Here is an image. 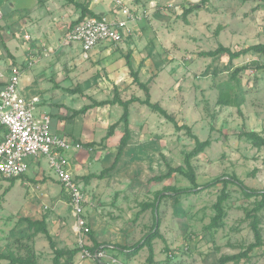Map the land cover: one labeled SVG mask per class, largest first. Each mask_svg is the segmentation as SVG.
<instances>
[{
    "label": "rangeland",
    "instance_id": "rangeland-1",
    "mask_svg": "<svg viewBox=\"0 0 264 264\" xmlns=\"http://www.w3.org/2000/svg\"><path fill=\"white\" fill-rule=\"evenodd\" d=\"M41 1L46 0H0V9L7 12L14 5L16 16L26 15L33 13ZM152 1L145 0L140 8L144 18L136 24L141 28L137 30V36L131 34L126 38L124 48H121L123 43L118 44L117 53L109 61L98 64L93 62L94 58L84 59L81 45L67 43L65 31L61 35L57 30L55 42L59 45L64 42L62 50L70 53V62L75 64L66 63L71 69L69 75L51 76L53 48L42 62L31 67H28L29 62L25 63L28 68L22 72L20 88L27 76L45 71L39 82L46 89L60 82L66 87L96 91L99 100H109L115 93L107 70L116 67L114 73L118 76L114 75L113 79L119 77L123 84L126 80L129 84L128 87L121 86L120 97L123 93L124 99L139 96L144 100V90L134 83L127 67L128 56L132 61L133 53L138 51L136 60L133 59L134 70L139 71V76L143 72L140 80L148 84L151 102L167 108L175 120L180 125H188L192 135L199 140L210 141V146L192 159L196 181L201 188L195 193L163 200L158 216L161 238L153 243L152 262L148 261V248L134 257L110 250L114 246L133 247L151 231L155 223L154 208L146 206L155 202L158 193L166 196L172 189L192 188L189 179L180 173L164 182L153 179L168 173L170 167L186 169V155L196 143L186 130L177 132L174 124L147 105L135 103L130 107L131 139L122 157L104 178L87 182L83 178L98 176L114 165L124 135L121 125L103 141L109 127L124 112L120 105L105 106L96 114L99 125L94 136L98 143L94 142V149L91 151L83 145L81 151L70 156L72 171L82 185L87 201L85 218L95 239L108 248V257L103 263H111L114 259L116 264H219L222 257L238 254L255 242L252 220L247 218V213L254 209L258 198H246L237 185H229L230 199L225 203L227 217L221 229L213 233L209 226L216 215L214 204L223 185L204 186L222 176L236 175L248 188L264 190V147H255L252 140L244 136L246 132H256L264 137V57L251 53L231 61L228 56L212 59L200 57L199 53L216 50L220 45L238 51L264 44V0H208L206 4H201V0H154L156 4ZM109 4L110 0H100L94 8L99 14L108 13ZM196 4L200 7L185 16L184 11ZM12 30L17 32L15 42L20 48L18 50L14 42L8 45L21 68L29 42L24 38L23 27L17 25ZM29 33L32 34V30ZM2 50L0 45L1 72L4 70ZM147 59L150 65L144 64ZM243 68L245 70L233 80L235 70ZM65 75L68 78L65 79ZM227 82L231 83L228 95L232 106L219 101L220 85ZM49 90L41 96L44 102L39 103L37 115L53 113L52 129L60 122L58 136L64 137L65 128L66 135L79 134L80 137L82 116L72 123L71 119L56 115L70 116L73 109H80L92 100L82 92L60 90L55 100L66 107L50 106L56 91ZM94 115L90 119L93 120ZM90 126L87 127L89 131L92 130ZM29 163V171L16 179L13 187L11 179L0 176V253L26 257L25 246L29 245L40 264H53L56 255L45 235H34V230H29L22 219L35 221L48 216V230L58 249L68 252L81 248L73 231L70 198L46 158L30 159ZM9 188L10 192L5 195ZM258 215L264 242V210ZM253 255L251 260H243L240 264H264V244ZM67 260L61 259L60 264H101L93 258H85L82 251L71 261ZM0 264H8V261H0Z\"/></svg>",
    "mask_w": 264,
    "mask_h": 264
},
{
    "label": "built area",
    "instance_id": "built-area-1",
    "mask_svg": "<svg viewBox=\"0 0 264 264\" xmlns=\"http://www.w3.org/2000/svg\"><path fill=\"white\" fill-rule=\"evenodd\" d=\"M114 3L117 12L113 18L86 17L67 32L66 42L81 45L84 59H90L91 53L102 45L124 42L131 36L136 24L143 20L144 12L137 6H131L127 0H114ZM37 61L32 59L28 67ZM21 75V68L12 67L6 85L0 88V176L7 180L18 179L29 171L30 159L46 158L70 198L73 231L84 257L93 258L101 264H116L114 259L111 263L102 262L108 257L107 251L100 250L93 254L85 248L91 232L85 218L87 201L70 162V156L81 151L83 144L58 136L53 132L51 117L37 115L40 99L22 95Z\"/></svg>",
    "mask_w": 264,
    "mask_h": 264
},
{
    "label": "trees",
    "instance_id": "trees-1",
    "mask_svg": "<svg viewBox=\"0 0 264 264\" xmlns=\"http://www.w3.org/2000/svg\"><path fill=\"white\" fill-rule=\"evenodd\" d=\"M67 1H72L74 3L75 7L80 10V16L79 18L71 24L70 27H73L74 25L80 23L83 21L86 17H97L101 18V15L95 14L91 10H89L87 5H84L82 3H77L74 0H67ZM136 3H139L140 0H134ZM208 0H201V4H206ZM199 5L192 6L188 8L187 10L184 11V15L188 16L190 15L194 9L199 8ZM254 53L256 55H260L264 57V44H256L238 51H233L228 47H225L223 45H220L218 49L213 50V51H205L199 53L200 57L203 58H218L221 56H228L231 61H234L236 59H239L243 56H246L248 54ZM257 65V64H256ZM127 67L130 70L131 76L133 77L134 83H136L142 90H144L146 94V99H141L139 97H132L127 101H123L120 97L119 90L118 88H114V93L115 96L112 99L109 100H104V101H96L93 98H90L92 102L88 105L83 106L79 110H73L72 115L70 116L71 119L77 118L79 116L86 115L90 110L96 109V108H101L105 106H115V105H120L124 112L118 122L115 124L111 125L109 127L108 133L103 139V141H106L107 139L110 138V136L114 133L115 129L123 125L124 129V135L121 138L120 145L118 148V152L116 154L115 162L114 165L111 168H108L104 170L100 175H90L85 179L87 182L90 181L91 179L97 178V179H102L105 177V174L110 171V169L114 168L116 164L118 163L119 159L122 157L125 149L128 146V143L131 139V124H130V107L135 104V103H140L143 105H147L153 112L158 113L161 115L163 118L174 124L175 129L177 132H181L183 130H186L189 135H191L194 140H195V147L194 149L186 155L185 158V168L183 167H177V168H172L170 167L168 170V173L161 175L159 177H156L153 179L155 182H164L168 179H170L173 175L180 173L184 175L186 178L189 179V181L192 184V188H187L184 190H176L172 189L171 193L164 196L162 193H158L156 200L154 203L149 204L146 206L147 207H153L154 208V214H155V223L151 231L136 245L133 247H120V246H114L113 249H110L115 252H122L123 255L127 257H134L136 256L142 249L148 248L150 251V256L148 261L152 262L154 258V241L158 238H161L160 234V220L158 219L160 209H161V204L164 199L171 197H176L180 194H191L195 193L197 190H199L201 187L197 184L196 181V173L194 170V167L192 165V159L195 157H198L200 154H202L205 149L210 146V141H201L199 140L196 136L192 135V130L188 125H180L173 115H171L166 109H164L160 103H152L150 100V92L148 90V84L144 83L140 80L139 76V71H135L132 65V62L130 60V55L128 56V61H127ZM257 68L260 69L259 66ZM243 69H237L233 73L232 79L235 80L237 76L241 73ZM231 83L227 82L225 84L220 85V96H219V101L220 103H223L227 106H232L233 102L230 100V97L228 95V90ZM73 92L76 93L77 90H72ZM244 136L251 139L252 143L255 147L257 148H262L264 147V137L257 134L256 132H246L244 133ZM96 144L94 142L86 144V147H90L91 149H94ZM77 177V176H76ZM16 179H12V184L11 187H13L14 182ZM77 180V178H76ZM78 181V180H77ZM222 184L223 188L220 192V195L217 199V202L214 204V210L216 211V215L213 217L211 224H210V230L213 233H216L221 229L225 218L227 217V211L225 208V203L229 201L230 199V194L228 192V186L229 185H237L241 190L243 195L246 198H252L256 197L258 198V201L256 202V205L253 210L249 211L247 213V218L252 220L251 223V228L254 233V238L255 242L251 244L247 249L239 252L238 254H232V255H227L222 257L219 260V264H240L243 260H251L253 258V252L257 249L263 246V236H262V228H261V219L259 217V213L264 210V190L263 191H258V190H253L251 188H248L236 175L233 176H222L220 178H217L211 183H208L204 186V188L211 187L213 185H218ZM10 192V188L5 191V195ZM70 200V199H69ZM23 223H26L28 226L29 230H34V235L37 234H44L47 240L50 243L51 248L55 252V258H54V263L53 264H60L61 259L63 258H68L67 262L71 261L74 256L79 254L82 251V248H77L75 250L71 251H64L58 249L57 242L55 241L54 237L50 234L48 230V216H44L42 220H31L30 218H23L22 219ZM88 226L91 228L89 222ZM87 245L85 248L89 249L93 254L96 251L100 250H105L108 251L107 246H104L103 244H100L94 237V233L91 228V232L89 233L87 239H86ZM92 244V247L90 246ZM28 255L26 257H21V256H16L15 254L11 253H0V261H8V264H40L37 259L35 258V255L32 252V249L30 248L29 245L25 246Z\"/></svg>",
    "mask_w": 264,
    "mask_h": 264
},
{
    "label": "crops",
    "instance_id": "crops-1",
    "mask_svg": "<svg viewBox=\"0 0 264 264\" xmlns=\"http://www.w3.org/2000/svg\"><path fill=\"white\" fill-rule=\"evenodd\" d=\"M74 1L77 3H82L84 5H87L89 10H91L95 14L101 15V17H106L108 19L113 18L117 12V8H116V5L114 3V0H110V4H109L108 10H107L108 13L101 12L100 14L97 13L95 8H94L95 4L99 5L100 0H74ZM127 1L129 2V4L137 6L138 8L143 7V5L145 4V0H140L139 3H136L134 0H127ZM151 3L156 4L157 2L153 0ZM15 12H16V8L14 5H11L9 11H7V12H2V9H0V45L3 48V50L1 51V61H3V66H4V68H3L4 70L2 72L0 71V88L3 87L4 85H6V82L8 81L9 76H10L11 68L12 67H19L20 68L19 62L17 60V56L11 51V49L9 48V45H8L9 43L14 42L15 47L18 50L20 48L19 44H17V42H15L17 32H15L14 30L11 31V29H13L17 25H20L21 27H23L24 38L26 41L29 42L26 49H25L24 55H23L25 60L22 63V66H23V67H21L22 72H24L28 68L25 65L26 62H30L32 59L38 60L37 63L42 62L43 59H47L46 57H48L50 55V52L52 51V49L55 48V49H53L54 52L52 55V58L54 59V60L53 59L52 60L54 61V63L52 64V66L50 65L52 67L50 69L51 76L54 77L55 76L54 74H58V73H65V74L67 73L69 75V72L71 71V69H68L66 67V63H69V65H75L74 61L70 62V56H69L70 53L69 52L66 53L65 51L62 50L65 47L64 42L63 43L60 42V45H59L55 42V40L57 38V30H60L61 35H63V33L65 31L64 35H66L70 29L71 24L79 18L80 10H78L75 7L74 3H72V1H67V0H63L62 2H61V0H46L43 2L41 1V4L34 10L33 13L31 12V13L26 14V15L16 16L17 14H15ZM139 29L141 30V28L135 26L134 30L132 32V35L134 34L135 36H137V34H138L137 30H139ZM29 30H32V34L29 33ZM6 33H8V37L6 36L7 35ZM122 43H120V44H122ZM125 45L126 44L123 43V45H121V48H124ZM116 46H118V45H110V44L102 45V46L96 48L91 53L90 58H94L93 62L98 63V64L100 61L112 60L113 59L112 57L117 53L116 52V48H117ZM137 52L138 51H135L133 53V59L135 58V60H136ZM119 55L122 56L123 54L119 53ZM133 59H132V61H133ZM134 64L135 63L133 61L132 62L133 68H134ZM144 64L150 65L149 60L148 59L145 60ZM115 68L116 67H113V69H112V67H111V70H110V68H108V70H107L109 73L108 79H109V82L113 81V82H111V86L113 88L116 87V88H118L119 92H122L123 88L121 86L123 85L124 87H128L129 86L128 80H126V82H125L126 84H123L122 83L123 81L119 77L118 78L115 77V79H113L114 75L118 76V74H116V72L114 73ZM44 74H45V71L43 73L41 72V73L33 75V76L32 75L27 76L25 79L24 86L22 88H20L22 95H24L23 92H25L27 95H24V96L27 98L38 97L40 99L39 103L42 104L44 102L41 98L43 92L45 93V92L50 91L49 89H52V90L56 91V94L52 97V103L50 104V106H56L57 105V106H65L66 107L65 104L63 105L61 103H57V101L55 100L57 98V96L60 95V93H59L60 90L63 92H72V93H75L72 90H77L76 93H78V94H80L82 92L83 95H85V96L87 95L96 101H104V100H99V98L97 97L96 91L92 90V92H89L91 90H88V91L79 90V89H81L80 87H77V88L66 87V86L61 85L60 82H58V83L55 82L54 85L52 86V88L46 89L44 87V84L42 82H39V80H43ZM142 74H143V72L141 71L140 76H142ZM47 75H48V72H47ZM63 75L64 74H62V77H63ZM68 75L67 76L65 75L66 77L64 76L65 79L68 78ZM65 79H62V80H65ZM50 80L53 81V79H50ZM115 80H116V82H115ZM137 97H139V96H137ZM121 99L123 101L128 100V99H124L123 93L121 94ZM58 102H60V101H58ZM99 109L100 108L92 109L86 115L82 116L81 121L83 124L80 127L83 128L82 129L83 131H82V135L80 137H79V134L76 135L78 137L74 136L73 134L71 135L70 133H68L66 135L65 134V132H66L65 128L63 129L64 135H62V136H64V137L68 136L70 138H73L74 141L80 142L83 145H86V144L92 143V142H97V141H95L94 134L96 133L97 126L99 125L98 124L99 123L98 122L99 116H97L98 115L97 112L100 111ZM164 109L167 110V108H164ZM73 110H79V109H73ZM93 113H95V115H94L95 117L92 120L90 118H91V115ZM41 115H49L51 117V119H53L52 116H54L53 113L48 114L47 112H42ZM71 115H72V111H71L70 116ZM56 116H59L62 119H64V118L71 119L69 115L67 117H65V116L61 117V115H56ZM80 117L81 116L74 118V119H71L70 122L73 123V121L75 122ZM130 118H131V112H130ZM59 121L62 122L61 119ZM61 124H63V122ZM130 124H132L131 121H130ZM88 125H91L90 127L92 130H90V131L88 130V128H87ZM59 126H60V122H58L57 125H55L53 127V129H54L53 132L55 134L58 130H60ZM1 137H2V132L0 134V138ZM101 143H103V142H101Z\"/></svg>",
    "mask_w": 264,
    "mask_h": 264
}]
</instances>
